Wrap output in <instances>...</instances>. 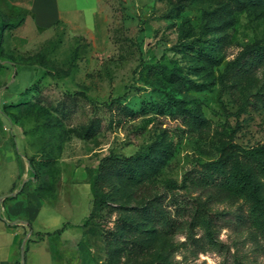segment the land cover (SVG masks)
Returning a JSON list of instances; mask_svg holds the SVG:
<instances>
[{
    "label": "rangeland",
    "instance_id": "rangeland-1",
    "mask_svg": "<svg viewBox=\"0 0 264 264\" xmlns=\"http://www.w3.org/2000/svg\"><path fill=\"white\" fill-rule=\"evenodd\" d=\"M75 3L79 28L59 24L51 43L25 52L38 68L18 65L15 75L9 66L15 77L0 103V213H32L20 220L16 264L22 254L26 264H264V179L246 163L264 145V66L236 74L243 52L264 45V0ZM26 11L0 17V34ZM24 34L38 36L32 20ZM12 102L28 103L5 107ZM113 155L140 157L146 176L105 184L90 218L92 178ZM220 158L258 188L205 183ZM159 196L171 217L137 211Z\"/></svg>",
    "mask_w": 264,
    "mask_h": 264
},
{
    "label": "crops",
    "instance_id": "crops-1",
    "mask_svg": "<svg viewBox=\"0 0 264 264\" xmlns=\"http://www.w3.org/2000/svg\"><path fill=\"white\" fill-rule=\"evenodd\" d=\"M19 8L27 9L25 14L18 20V22H20L24 19L23 22L17 27L8 26L4 28L3 24L0 34V48L4 52L2 56L3 65L0 66V103L2 96L5 97V94L3 95L4 88L8 87V85L14 81V77L17 74L16 67L18 65L32 66L34 69L39 66L38 64L31 65L26 63L25 60H21V57H26L25 52L35 45L37 46L38 44H42L44 41L49 40L54 34V28L57 27V25L66 24L73 28H79L78 26L82 23L73 18L74 15L79 17L82 15V10L77 8L75 0H0V17H2L3 21L10 17L11 19H15V17L18 16L16 9ZM31 20L38 33V36L34 38H29L24 34L25 27ZM18 22H10L8 20L5 24L11 25ZM9 66L16 70L14 76H12L13 70ZM40 66L43 65L40 64ZM38 81L39 79L37 78L34 83H37ZM29 89L30 88H27L23 93V98L24 96H30ZM25 100L28 101L29 99L26 98ZM17 103L18 102H12L10 104L5 103L4 105L7 106ZM25 174L26 173H22L19 177L21 179L23 178L22 180H25ZM28 184H30V182L25 184V188ZM14 187H16V190L18 189L16 183L13 185V188ZM13 197L14 196L8 198ZM4 209L6 212V218L0 213V235L2 239L0 242V264H16L20 257L19 252L21 249V242L24 234L27 232L24 222L20 220L22 218L31 217L32 213L25 216L21 213L18 207L11 209L6 205ZM9 215L16 216L15 218L16 221H18V224L12 225L9 221ZM27 261L28 260H26V263Z\"/></svg>",
    "mask_w": 264,
    "mask_h": 264
},
{
    "label": "trees",
    "instance_id": "trees-1",
    "mask_svg": "<svg viewBox=\"0 0 264 264\" xmlns=\"http://www.w3.org/2000/svg\"><path fill=\"white\" fill-rule=\"evenodd\" d=\"M238 2L235 7L242 9L244 4L241 1ZM243 4V5H242ZM22 19L16 24H4V28L11 26L17 27L23 22ZM51 43V41H50ZM4 52L0 48V66H2V56ZM38 57H44V54L37 53ZM24 60L23 57L20 58ZM43 65V63L41 64ZM264 66V45L262 46H250L243 52V61L238 62L236 74L239 76L248 75L252 70L261 68ZM29 102V101H28ZM28 102H19L17 104L7 105L5 107L22 106ZM1 122V120H0ZM1 126V123H0ZM93 128V126L91 127ZM249 154L246 157L247 164H254L257 167L259 175L264 179V164L260 162L257 157L264 156V145L254 147L247 151ZM138 156H129L120 158L116 155L104 157L98 166V172L92 178L91 189L94 196L93 208L90 212V218L94 216L103 206L106 191L104 190L105 184H112L113 181L118 179L127 180H143L146 176V172L139 165ZM205 183H208L209 178L220 179V186L229 191L247 192L250 190H256L258 186L250 172L245 171L240 165H233L229 159L220 158L219 160L213 161L208 164L206 168V174L202 177ZM165 198L156 197L154 201H149L145 206L137 209L146 218H155L162 216L166 213L171 217L169 205L165 204ZM178 208L177 202L173 201L170 203ZM176 212V211H175ZM195 220L198 222L204 214L199 210L196 211ZM264 216V213H262ZM195 224V223H193Z\"/></svg>",
    "mask_w": 264,
    "mask_h": 264
},
{
    "label": "water",
    "instance_id": "water-1",
    "mask_svg": "<svg viewBox=\"0 0 264 264\" xmlns=\"http://www.w3.org/2000/svg\"><path fill=\"white\" fill-rule=\"evenodd\" d=\"M25 185V182L23 183V185H22V187ZM21 191V189L20 190H18V191H12V192H9V193H7L6 195H3L2 196V198H8V197H12V196H15L18 192H20ZM22 263L23 264H25L26 263V259H25V255L24 254H22Z\"/></svg>",
    "mask_w": 264,
    "mask_h": 264
}]
</instances>
